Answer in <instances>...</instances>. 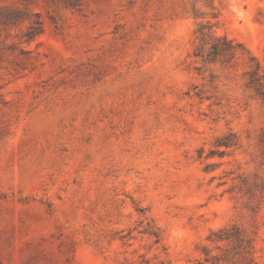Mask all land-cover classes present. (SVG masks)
<instances>
[{"label":"rangeland","instance_id":"374dc122","mask_svg":"<svg viewBox=\"0 0 264 264\" xmlns=\"http://www.w3.org/2000/svg\"><path fill=\"white\" fill-rule=\"evenodd\" d=\"M201 25L264 66V0H0V264H264L254 63Z\"/></svg>","mask_w":264,"mask_h":264},{"label":"trees","instance_id":"16d2710c","mask_svg":"<svg viewBox=\"0 0 264 264\" xmlns=\"http://www.w3.org/2000/svg\"><path fill=\"white\" fill-rule=\"evenodd\" d=\"M198 33L201 44L196 52V56L203 58L205 61L211 63L221 62L224 64L229 63L234 59L239 53V50L250 54V51L241 43L229 40L227 37H214L211 33V28L206 25H201ZM207 45H209V49L205 50ZM250 58L254 64L251 67V70L247 72V75H249L250 78L247 87L252 89L256 96L264 103V66H262L256 57L251 55ZM233 136V134H230L229 136L220 139L219 145H231L232 140H230V138ZM261 138V141L264 144V129ZM214 235L216 236L217 241H233L238 249H241L244 242H246L241 236L240 229L235 226L229 229H222ZM249 262L253 261L249 260Z\"/></svg>","mask_w":264,"mask_h":264}]
</instances>
